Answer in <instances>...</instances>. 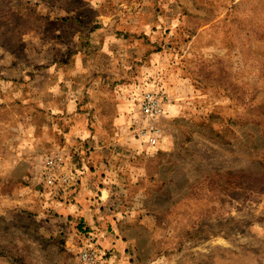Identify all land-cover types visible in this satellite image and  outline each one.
Segmentation results:
<instances>
[{"label": "rangeland", "instance_id": "1", "mask_svg": "<svg viewBox=\"0 0 264 264\" xmlns=\"http://www.w3.org/2000/svg\"><path fill=\"white\" fill-rule=\"evenodd\" d=\"M143 3L148 8L134 14L166 26L159 36L166 48L146 78L125 92V115L155 85L165 86L173 102L161 120L159 145L142 144L126 122L110 146L122 166L109 173L116 189L106 206L132 228L129 235L114 229V243L131 237V244L107 246L102 230L109 228L95 225L100 218L83 221L62 211L91 171L85 139L64 132L69 115L48 119L30 100L27 82L17 90L0 79V264H77L65 247L71 235L87 234L80 223L97 238L106 264H264V0ZM6 17L13 22L0 0L2 53L21 47L12 60L29 65L44 49L46 28L39 20L21 23L37 48L31 57L27 40L19 42L12 26L3 30ZM56 151L72 157L78 177L74 188L58 194L42 175L43 159Z\"/></svg>", "mask_w": 264, "mask_h": 264}, {"label": "crops", "instance_id": "2", "mask_svg": "<svg viewBox=\"0 0 264 264\" xmlns=\"http://www.w3.org/2000/svg\"><path fill=\"white\" fill-rule=\"evenodd\" d=\"M109 1L3 0L5 9L12 11L14 18L12 22L6 17L3 30L12 26L13 33L20 34L19 42L27 40L24 51L29 56L37 48L30 43L29 33L19 28L23 20H39L46 28L47 37L44 49L36 50L35 60L29 65L12 60L20 57L21 47L14 46V52L2 53L0 45V79L5 86L14 85L17 90L25 89L27 82L30 100L46 111L48 119L58 114L70 116L64 132L71 138L85 139L81 148L89 155L86 164L91 171L85 174L73 195L75 202L61 205V209L68 216L84 218L83 221L88 217L100 218L95 225L103 223V228H109L102 230L106 235L103 244L123 248L131 244V237L124 234L127 238L114 243V229L129 235L132 228L121 223L116 212L111 211L116 216L110 214L106 206L115 188L110 185L109 173L122 166L115 161L117 157L110 146L120 134V126L128 122L125 92L133 88L136 80L146 78L145 72L158 50L166 48L159 42L166 26L156 17L143 20L134 14L148 8L144 0H112V11L107 10ZM54 34L60 37L55 39ZM55 40L59 42L56 47ZM39 77L42 81H37ZM39 91H44L45 98ZM134 172L133 178L140 179L141 171Z\"/></svg>", "mask_w": 264, "mask_h": 264}, {"label": "built area", "instance_id": "3", "mask_svg": "<svg viewBox=\"0 0 264 264\" xmlns=\"http://www.w3.org/2000/svg\"><path fill=\"white\" fill-rule=\"evenodd\" d=\"M172 100L171 93L163 85L144 89L135 99L134 108L128 113L126 127L131 135L142 144L159 145L165 135L160 126L161 120L169 112ZM42 167L44 182L54 194L77 185L76 165L64 151H56L44 158ZM82 239L71 235L66 240V251L76 257L77 264H106V253L101 249L97 238L88 232Z\"/></svg>", "mask_w": 264, "mask_h": 264}, {"label": "trees", "instance_id": "4", "mask_svg": "<svg viewBox=\"0 0 264 264\" xmlns=\"http://www.w3.org/2000/svg\"><path fill=\"white\" fill-rule=\"evenodd\" d=\"M78 228L80 229L81 232L88 233L89 229L85 228L83 224H79Z\"/></svg>", "mask_w": 264, "mask_h": 264}]
</instances>
